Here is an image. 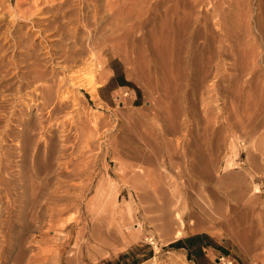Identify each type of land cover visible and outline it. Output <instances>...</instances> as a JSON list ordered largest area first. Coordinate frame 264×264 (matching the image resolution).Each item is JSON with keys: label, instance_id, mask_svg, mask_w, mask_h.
Returning <instances> with one entry per match:
<instances>
[{"label": "rangeland", "instance_id": "rangeland-1", "mask_svg": "<svg viewBox=\"0 0 264 264\" xmlns=\"http://www.w3.org/2000/svg\"><path fill=\"white\" fill-rule=\"evenodd\" d=\"M63 1L0 0V33L31 26L42 18L35 10L52 5L56 8L45 17L58 16L67 31L80 15L87 26L83 17L90 19L93 12L78 3L59 7ZM210 5V21L198 8L193 11L201 16L194 31L203 38L185 48L188 56L183 50L175 59L155 60L147 43L132 41L148 35L151 25L131 31L133 39L127 40L131 22L125 23L127 30H114L115 23L101 10L95 25L81 27L84 36L116 32L112 37H119L105 51L99 40L97 59L75 68L81 77L79 82L69 78L72 98L59 115V122L67 119L69 126L54 129V155L42 173L35 175L30 160L26 170L35 181L49 183L52 198L70 200L26 204L22 218V198L0 182V264H219L221 255L236 264H264V0H211ZM143 12L145 20L163 16L164 8ZM142 47L144 58L137 51ZM6 52L0 55L1 86L6 88L1 90L12 96L19 86L22 93L32 90L25 89L32 80L29 61L22 53ZM10 64L16 66L10 69ZM57 66L47 63L48 70ZM112 68H119L118 82L121 73L127 75L129 89L106 84ZM2 98L0 110L8 115L12 101ZM36 112L31 108L33 117ZM6 115L0 119V135ZM87 124L97 132L90 142L75 130ZM39 134L32 136L37 140ZM12 149L8 153L14 160L17 151ZM0 169V181L20 178L18 168L15 173ZM74 185L79 187L74 190ZM217 202L225 214L212 208ZM198 233L207 235L205 250L190 254L182 242Z\"/></svg>", "mask_w": 264, "mask_h": 264}, {"label": "bare ground", "instance_id": "bare-ground-1", "mask_svg": "<svg viewBox=\"0 0 264 264\" xmlns=\"http://www.w3.org/2000/svg\"><path fill=\"white\" fill-rule=\"evenodd\" d=\"M54 1H58V0H54ZM75 3H78L81 7H83V10H86V13L87 11L93 12V14L90 16V19H89V15L87 16L85 15V17H83L84 22L86 23L88 22L87 26L95 25L97 16H99L101 10H103V12L105 13H108V15L110 16L109 19L112 20L110 21L111 23H115L114 26H116V28L114 30L116 29L117 31H120L122 29L127 30V28L125 27V23L131 22V27L128 28V30L130 31L124 34L127 40L133 39L131 38L132 32L137 31V29L139 28L141 30V28H143L144 26L146 27L147 25H151L154 29H152V31L148 33V35L143 34L138 39L135 38L132 41L138 44V45L136 44V46H141V45L144 46L147 43L149 45V51L155 60H159L158 58H162L161 56H164L168 59L170 58L175 59L177 58L176 56L179 52L186 50L185 49L186 47L188 48L190 46L191 47L195 46V43H197L198 40H201L203 38V34L200 31L197 30L194 31L195 23H198L200 21L201 16L198 15L201 14L206 16L207 18H204L205 22L208 21V19L210 21V19L212 18L211 17L212 13L210 12L212 11V8H214V6L211 7L210 5L211 0H179V1L134 0L132 4L130 0H64L62 4H59V7H62L63 5L75 6ZM101 3L105 5L104 9L100 7ZM169 3H172V6L167 7V4ZM54 8H56V6L52 5L49 8H42V9H38L37 11L35 10V12H39L40 14H42L41 16L42 18L32 20L34 22H32L31 26H26L25 28L22 29L19 28L20 30H17V27H15L17 31L15 32L9 31L8 35L5 36H3V34H5L4 32L3 34L0 33V55H4L5 53L7 54L6 52L7 49L8 50L10 49V52L12 51V53L15 54V56H17V54H19L20 56L23 54L22 56H24L27 59V61H29V65L27 67V73H28L27 77L32 78V80L28 81V86L26 85L25 89L27 87H32V86L34 87L31 88L32 90L22 93L21 92L22 90L20 91L21 87L19 86L17 92L16 93L13 92L14 93L13 96L11 94L10 96L6 94L7 92L5 91L3 92V89L6 88H4V85L1 86L2 79L0 78V98L4 96L2 98L4 99V101H12L11 102L12 108L8 106L11 109L10 114H8L9 116L6 115V113L3 114L2 110H0V119L5 115L7 116L5 125L3 124L5 126L4 131L0 135V168L7 167L12 170L13 168L15 169L18 168L17 173L20 174V178L19 177L16 179H12L13 177H11L10 179L1 178L0 182L2 184H7L8 187H11V188H7L9 191L14 190L15 191V192L13 191L14 194L22 198L23 200L22 204L18 205L21 206V209L17 207L20 211V214H22V218L27 214L25 210L26 204L28 205L31 203L33 206L36 207L41 205V203L47 199L48 200L52 199L57 204L59 202H66L70 200V198L66 196L61 197L60 199H58L57 197L52 198L48 192L49 183L46 184L44 183L43 185L40 182H38V180L35 181L33 175L27 176L26 170L27 173L29 170L27 168V165H29L27 162L29 160L31 161L30 166L34 170L35 175L39 174V172L42 170L41 167L44 166V164L49 165L50 159L52 158V155H54L53 154L54 142L52 140L54 138V129H61L62 131V129L65 130V128L69 126L66 124L68 122L67 119L65 121L59 122L60 120L59 115L63 110V106L69 104L72 98L71 93H69L68 91L69 80L72 79V81L79 82L78 78L81 77V76L79 77V72L75 71V68L81 63L83 64L88 61L92 62L94 61V59H97L98 56L96 55V52L98 49L95 52V45L98 43L99 40H102L104 47L103 50L105 51L108 48H111V43H114L119 37L117 36L118 34L112 37V35L115 34L116 32L115 33L112 32L113 33L112 35L103 33L101 34V36H99L96 32L95 33L90 32L88 33L87 36L82 35L83 33L81 31V27H87V26L85 25L83 26L82 24L83 20H81V15L80 17L77 16V21H75L73 24H70L71 27L67 31V29H65L67 27L63 25L62 21L58 16L52 15V17H45L47 14L53 13ZM162 8H164L163 16L156 14L153 18L149 17L150 19L148 17H147L148 19L145 20L142 18L145 14L143 11L145 10L147 12L156 11L154 13H157ZM196 8L200 10V14H198L197 17L195 14L196 12L195 13L193 12L195 11ZM131 10L135 12L134 15L132 14ZM75 15H79V14H75ZM108 21L109 20H107V23ZM106 30L107 29L105 28L104 31ZM133 34L136 35V33ZM137 51L142 58L145 57L144 56L145 51L143 47L141 48V50L137 48ZM185 53L186 56L189 55V52L185 51ZM192 54L193 52L191 53V55ZM194 54H196L195 51ZM24 57L22 59H24ZM54 61L56 62V65L58 63L57 68L52 67L51 69L49 68L50 70H48L47 63L50 64ZM163 63L165 62L163 61ZM16 64L14 66L12 64L8 66L9 68L11 66L15 67ZM8 69L7 71L9 72ZM94 69L92 68V70ZM20 70L21 69H19V71ZM9 73H11V71ZM91 74L94 75L95 73L91 72ZM106 74L107 73H103L100 75V77H102V75L106 76ZM11 75H7V76L11 77ZM93 80H91V82L88 84L90 89H92V93L95 94L97 90ZM14 81H16V79ZM36 81H40L41 85L39 82L38 83L39 86H35L37 85L35 84ZM11 84L8 83L7 86L9 87V85ZM19 84L21 85L22 83ZM1 88L3 89L1 90ZM74 105H77V103H75ZM33 107H36L37 110L34 117L31 115V108ZM5 111L7 110L5 109ZM74 117L75 115L72 116L71 118L73 119ZM69 121H71V119ZM254 122L257 124L256 120ZM88 124H90V122ZM70 125L71 126L74 125V122ZM80 126L77 125L75 130L78 131L79 136H86L88 141L90 142L94 138L95 133H97L95 132L94 126L93 125H90L88 127H82L83 125ZM64 130L63 132H65ZM35 131L40 132L37 140L33 137L36 133L32 136V133ZM58 141H60V143L61 141L65 143L68 141V139L58 138ZM42 143H43V147H41ZM11 144L13 145L11 146ZM30 144H34V147H32V145ZM29 146L33 148L32 151L30 150ZM9 148H13L17 151L16 152L17 158L15 157L16 159L14 160L11 159V155L8 153ZM56 151H57L56 153H58V150ZM13 154L15 153L13 152ZM60 154H61L60 157L63 158L66 154V149L63 148L62 150H60ZM3 171L4 169L2 170V172ZM13 171L15 173V170ZM43 172H46V169ZM49 172L50 170L48 169V173ZM10 174L11 173H9V175ZM7 175H5V177ZM42 178H44L43 175ZM13 185H16L18 187H14ZM78 187L79 186L74 185L73 189L76 190ZM217 194L218 193H216V195ZM219 198L221 197L219 196ZM217 203L214 204L212 208H215L216 210H219L222 214H225V210L223 209L222 205L220 203L219 204ZM55 211L57 210H53V212ZM202 212L205 213L207 211L205 210V208H203ZM220 224L224 225L225 223L220 222ZM166 229H168V227Z\"/></svg>", "mask_w": 264, "mask_h": 264}, {"label": "crops", "instance_id": "crops-1", "mask_svg": "<svg viewBox=\"0 0 264 264\" xmlns=\"http://www.w3.org/2000/svg\"><path fill=\"white\" fill-rule=\"evenodd\" d=\"M117 74H120L119 68H112L111 75L109 76L106 84L114 85L113 86L114 89H117V88H128L129 89V86L127 85V80H128L127 75L124 73H121V76H123V79H121L122 80L121 82H118V79L114 80ZM204 236H207V235H205V233H198V234L191 235L188 237L187 241L182 242V245L189 249L190 254H193L194 251L204 252L205 245H206L202 243ZM182 240L183 239L179 241H182ZM74 263L76 262H73L72 260L68 262V264H74ZM207 264H210V263H207Z\"/></svg>", "mask_w": 264, "mask_h": 264}, {"label": "built area", "instance_id": "built-area-1", "mask_svg": "<svg viewBox=\"0 0 264 264\" xmlns=\"http://www.w3.org/2000/svg\"><path fill=\"white\" fill-rule=\"evenodd\" d=\"M217 260H218L219 264H236L235 259L223 256V255L219 256L217 258Z\"/></svg>", "mask_w": 264, "mask_h": 264}, {"label": "trees", "instance_id": "trees-1", "mask_svg": "<svg viewBox=\"0 0 264 264\" xmlns=\"http://www.w3.org/2000/svg\"><path fill=\"white\" fill-rule=\"evenodd\" d=\"M180 243H181V242H180V241H178V242L176 243V244H177V246H182V245H180Z\"/></svg>", "mask_w": 264, "mask_h": 264}]
</instances>
